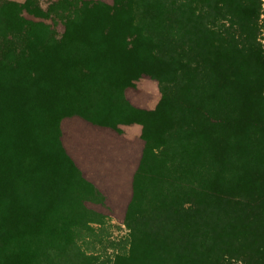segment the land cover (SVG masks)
Masks as SVG:
<instances>
[{
	"label": "trees",
	"instance_id": "obj_1",
	"mask_svg": "<svg viewBox=\"0 0 264 264\" xmlns=\"http://www.w3.org/2000/svg\"><path fill=\"white\" fill-rule=\"evenodd\" d=\"M45 4L0 0V264H99L109 217L111 264H264V1Z\"/></svg>",
	"mask_w": 264,
	"mask_h": 264
},
{
	"label": "rangeland",
	"instance_id": "obj_2",
	"mask_svg": "<svg viewBox=\"0 0 264 264\" xmlns=\"http://www.w3.org/2000/svg\"><path fill=\"white\" fill-rule=\"evenodd\" d=\"M25 2L26 0H14ZM48 0H40L45 7ZM264 1V0H263ZM264 15V14H263ZM136 85L148 93L147 103L154 108L161 96L157 80L142 76L135 80ZM121 133L129 138H139L142 133V124L138 121L121 123ZM94 231L87 235L83 243L89 244V249L96 252L99 264H111L116 255L125 254L130 244V226L117 217L106 218L101 223H93Z\"/></svg>",
	"mask_w": 264,
	"mask_h": 264
}]
</instances>
